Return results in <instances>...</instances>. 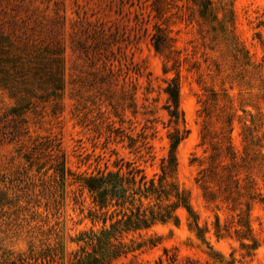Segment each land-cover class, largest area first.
Returning a JSON list of instances; mask_svg holds the SVG:
<instances>
[{
	"label": "rangeland",
	"instance_id": "374dc122",
	"mask_svg": "<svg viewBox=\"0 0 264 264\" xmlns=\"http://www.w3.org/2000/svg\"><path fill=\"white\" fill-rule=\"evenodd\" d=\"M219 7L229 12L241 61L221 36L207 33L189 0H0V264H85L93 256L88 238L103 224L88 218L93 207L82 180L136 168L158 181L173 131L164 89L176 74L189 135L167 182L208 228L205 242L177 209V224L122 234L124 248L105 264H264L261 206L250 211L249 237L231 229L218 240L214 215L221 224L234 220L222 205L207 207L195 183L207 92L231 101L235 150L243 124L264 146V0H220ZM157 28L169 40V60L152 46ZM227 106L222 99L214 106L213 132ZM263 181L262 167L264 195Z\"/></svg>",
	"mask_w": 264,
	"mask_h": 264
},
{
	"label": "trees",
	"instance_id": "16d2710c",
	"mask_svg": "<svg viewBox=\"0 0 264 264\" xmlns=\"http://www.w3.org/2000/svg\"><path fill=\"white\" fill-rule=\"evenodd\" d=\"M189 2L194 6L200 24L209 27L207 33L211 31L216 37L221 36L232 48L237 62L244 59L242 49L231 35L229 12L222 7L216 8L220 0H216V3L213 0ZM155 12L159 15L160 10L155 8ZM219 13L221 18L218 17ZM151 41L155 52L169 60L171 46L159 28L156 29ZM175 64L173 62V66ZM168 72L169 70L164 68V74ZM179 86V77L176 74L164 89L166 95L164 109L173 131L167 135L168 154L161 160L157 182L153 179L146 181L142 171L136 168L128 170L124 175L119 171L107 172L82 180L93 207L88 218L103 224L98 236L92 235L88 238L95 241V247L93 256L87 258L85 264H105L119 256L124 248L119 242L122 234L146 231L158 222L166 223L173 220L177 224V218L174 216L177 209H183L187 213L189 229L199 240L205 242L204 235L208 233V228L199 227L198 217L192 211L187 196L173 181L167 182L176 172L177 148L189 135L180 109ZM54 88L58 89V86ZM221 94L211 90L207 92L202 103L199 146L203 149L204 158L199 161L195 178L206 206L219 208L217 205H222L225 212L230 214L231 220H234L221 224L219 216L214 215L213 235L218 240L228 237L231 229L238 238L249 237L252 232L249 221L251 209L253 206H261L264 211V195L259 186L260 168H264V146L260 144L258 132L243 124L241 149L235 150L230 137L235 111L230 106L228 95ZM219 99L228 105L225 107L228 112L223 118H219L223 123L220 131L213 132L210 126L211 119L214 106H217ZM242 113L245 112L242 110ZM195 160L194 158L192 162ZM4 201V195L0 192V204ZM143 202H146V205ZM109 209H113V212L108 216ZM108 222L109 227L105 228ZM252 246L254 247V244Z\"/></svg>",
	"mask_w": 264,
	"mask_h": 264
}]
</instances>
